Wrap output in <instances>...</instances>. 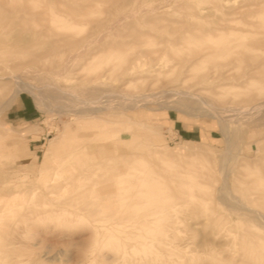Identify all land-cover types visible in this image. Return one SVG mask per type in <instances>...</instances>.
Returning <instances> with one entry per match:
<instances>
[{"label": "rangeland", "instance_id": "374dc122", "mask_svg": "<svg viewBox=\"0 0 264 264\" xmlns=\"http://www.w3.org/2000/svg\"><path fill=\"white\" fill-rule=\"evenodd\" d=\"M0 15V264H264V0Z\"/></svg>", "mask_w": 264, "mask_h": 264}, {"label": "bare ground", "instance_id": "6f19581e", "mask_svg": "<svg viewBox=\"0 0 264 264\" xmlns=\"http://www.w3.org/2000/svg\"><path fill=\"white\" fill-rule=\"evenodd\" d=\"M85 2H86V1H85ZM52 5H53L52 3H49V5H47V10H48V9H52ZM88 5H89V4H88ZM89 6H90V5H89ZM87 7H88L87 4H81L80 9H81V10H85ZM77 10H78V9H74V11H77ZM73 13H74V12H73ZM78 15H79V14H78ZM80 16H82V15H80ZM80 16H79V17H80ZM54 17H55V16H53V18H54ZM75 17H76V15H75ZM55 18H57V17H55ZM7 19H8V18H6V16H4V15L1 16V15H0V27L2 26V24H4V22H5ZM83 19H84V17H83ZM52 20L55 21L56 19H52ZM52 20H51V22H52ZM54 21H53V23H52L51 25H53V24L55 23ZM49 22H50V19H49ZM51 22H50V23H51ZM7 37H8V36L5 34V32H3V31L0 30V43H1L0 47L3 46L2 44L4 43V40L7 39ZM14 37H15V36H14ZM10 38H11V37H10ZM65 42H66V41H65ZM79 55H80V54H79ZM4 69H8V67L5 66ZM14 79H16V78H14ZM21 86H22V85H21ZM24 87H25V86H24ZM26 89H28V88H26ZM29 90H31V89H29ZM19 91H20V90L16 91V92L14 93L13 96H17V94H18ZM31 92H32V90H31ZM169 94H170V93H169ZM174 94H178V93H174ZM255 107H257V106H254V108H255ZM252 108H253V107H252ZM254 108H253V109H254ZM86 110H87V112H88V109H86ZM87 112H86V113H87ZM86 126H87V125H86ZM97 126H98V125H97ZM99 126H100V125H99ZM228 131H229V130H228L227 128H225L223 134L225 135V138H226V141H227V143H228V146L230 147V146H231L232 139H231V135H229ZM57 146H58L57 144H53V145H52V147H51V152H52V153H53L54 151L57 150ZM191 154H192V155H191ZM191 154H190V156H194V155H195L194 153H191ZM196 154H197V153H196ZM197 155H198V154H197ZM199 157H201V156L199 155ZM199 159H202V158H199ZM221 172H222V173H223V172L225 173V171H224L222 168L219 170V173H220V174H221ZM224 173H223V174H224ZM226 177H227V175L225 174V176L222 177L223 180H225ZM224 183L226 184V181H224ZM224 183H223V184H224ZM225 184H224V185H225ZM224 185L222 186V189L225 190V191H227V187H225Z\"/></svg>", "mask_w": 264, "mask_h": 264}, {"label": "crops", "instance_id": "0c3cea01", "mask_svg": "<svg viewBox=\"0 0 264 264\" xmlns=\"http://www.w3.org/2000/svg\"><path fill=\"white\" fill-rule=\"evenodd\" d=\"M16 116L13 117V121H19V122H27L31 121L37 118V111L33 106V102L29 98H20L16 104ZM32 140H27V146L28 143ZM114 146V145H113ZM112 146V147H113ZM113 148H116L115 146Z\"/></svg>", "mask_w": 264, "mask_h": 264}]
</instances>
